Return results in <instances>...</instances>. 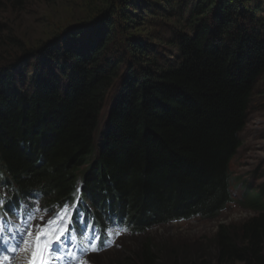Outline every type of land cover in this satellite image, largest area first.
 <instances>
[{
    "label": "trees",
    "instance_id": "1",
    "mask_svg": "<svg viewBox=\"0 0 264 264\" xmlns=\"http://www.w3.org/2000/svg\"><path fill=\"white\" fill-rule=\"evenodd\" d=\"M27 2L0 0V32L1 10ZM8 39L18 52L0 55V188L11 199L52 206L79 189L138 234L233 200L230 164L264 82V0H99L40 46ZM255 191L244 192L251 217L219 226L212 259L147 238L122 264H264Z\"/></svg>",
    "mask_w": 264,
    "mask_h": 264
},
{
    "label": "rangeland",
    "instance_id": "2",
    "mask_svg": "<svg viewBox=\"0 0 264 264\" xmlns=\"http://www.w3.org/2000/svg\"><path fill=\"white\" fill-rule=\"evenodd\" d=\"M98 5L99 0H28L26 5L20 9H18L19 6L5 7L1 10L2 22L5 24L3 27L6 29L0 32V55L5 52L7 54L18 52L17 47L12 45L8 39L10 35L19 38L29 48L40 46L42 42L53 40L63 29L85 20L91 8ZM133 32L146 33L142 27L133 29ZM117 83L112 88L105 109L100 115L97 136L105 126ZM240 139L241 146L230 164L234 201L228 203L225 209L220 210L217 216L211 218L195 216L156 225L142 234L131 232L122 237L116 247L100 254H94L88 262L91 264H122L129 258L135 259L147 238H150L154 245L161 243L171 247L186 244L187 249L181 254L187 257H195L205 250L204 258L212 259L211 255L215 253V248L211 240L215 238L219 226L239 225L253 215V212L245 209L243 205L245 189L256 188L258 190L256 193H262L264 198V82L260 83L251 99L247 123L240 133ZM44 204L49 207L48 204ZM206 247L209 249H204ZM162 255L166 256V253H160V257Z\"/></svg>",
    "mask_w": 264,
    "mask_h": 264
},
{
    "label": "snow or ice",
    "instance_id": "3",
    "mask_svg": "<svg viewBox=\"0 0 264 264\" xmlns=\"http://www.w3.org/2000/svg\"><path fill=\"white\" fill-rule=\"evenodd\" d=\"M6 202L10 203L11 201L6 195H0V206ZM4 211H16V209H4ZM39 211L41 209L37 201L35 206L31 203L29 205H21V210L17 214L31 222L36 220L35 213ZM45 211L55 212L56 209H45ZM68 211V205L65 204L61 212L47 221L41 216L42 225L29 223L27 228L22 227L20 224H12L11 220H9L11 235L5 232L3 226L4 216L0 213V245L6 246V251L13 254L10 257L5 255L4 249H0V264H12V260H16L17 264H53L54 260H61L65 255L72 256L75 259L73 253L75 252L74 242L77 241V235L75 230L70 227L71 218L67 217L69 224L62 225L61 223L66 218ZM123 231H127V229L125 228ZM69 232H72L71 240L62 239ZM119 234L118 232L117 235ZM17 237H19V243L17 242ZM85 240H87L86 237ZM80 243L84 245L85 241L81 240ZM56 244L61 245L59 249L54 247ZM86 250L99 251L100 249L95 243H90L86 246ZM22 253L24 255H21ZM77 264H87V262L79 260Z\"/></svg>",
    "mask_w": 264,
    "mask_h": 264
},
{
    "label": "clouds",
    "instance_id": "4",
    "mask_svg": "<svg viewBox=\"0 0 264 264\" xmlns=\"http://www.w3.org/2000/svg\"><path fill=\"white\" fill-rule=\"evenodd\" d=\"M253 189H256V188H253ZM246 190H251V189H250V188H246L245 191H246ZM245 191H244V192H245ZM256 191H258V190L256 189ZM256 191H255V192H256ZM261 194H262V193H261ZM232 198H233V197H232ZM233 201H234V198H233V200H232L231 202H233ZM229 203H230V202H229ZM226 206H227V205H226ZM225 208H226V207H225ZM225 208H224V209H225ZM245 209H248V210L252 211V210L249 209V208H245ZM252 212H253V214H254V211H252ZM197 216H198V215H197ZM180 220H184V219H180ZM173 221H179V220H173Z\"/></svg>",
    "mask_w": 264,
    "mask_h": 264
},
{
    "label": "water",
    "instance_id": "5",
    "mask_svg": "<svg viewBox=\"0 0 264 264\" xmlns=\"http://www.w3.org/2000/svg\"><path fill=\"white\" fill-rule=\"evenodd\" d=\"M112 103H113V102H112ZM111 106H112V104H111L110 107H109L108 114H110ZM107 117H108V116H107Z\"/></svg>",
    "mask_w": 264,
    "mask_h": 264
}]
</instances>
